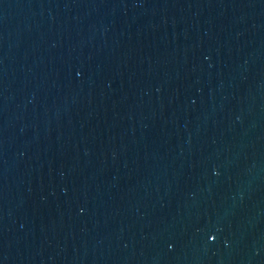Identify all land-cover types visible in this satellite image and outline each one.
<instances>
[{
	"label": "water",
	"instance_id": "water-1",
	"mask_svg": "<svg viewBox=\"0 0 264 264\" xmlns=\"http://www.w3.org/2000/svg\"><path fill=\"white\" fill-rule=\"evenodd\" d=\"M0 264H264V0H0Z\"/></svg>",
	"mask_w": 264,
	"mask_h": 264
}]
</instances>
